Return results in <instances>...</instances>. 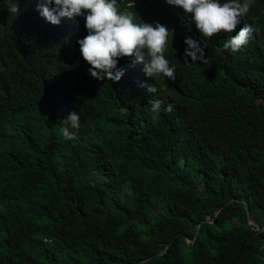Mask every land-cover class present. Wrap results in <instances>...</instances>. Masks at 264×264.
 Wrapping results in <instances>:
<instances>
[{
	"label": "trees",
	"instance_id": "1",
	"mask_svg": "<svg viewBox=\"0 0 264 264\" xmlns=\"http://www.w3.org/2000/svg\"><path fill=\"white\" fill-rule=\"evenodd\" d=\"M118 7L175 30L174 81L128 59L119 82L94 79L83 17L55 26L36 0L19 15L0 0V264H264L245 206L264 227V0L238 26L257 29L240 52L217 36L191 65L184 41L203 40L182 9ZM150 99L164 102L156 122ZM73 112L78 128L63 124Z\"/></svg>",
	"mask_w": 264,
	"mask_h": 264
},
{
	"label": "clouds",
	"instance_id": "2",
	"mask_svg": "<svg viewBox=\"0 0 264 264\" xmlns=\"http://www.w3.org/2000/svg\"><path fill=\"white\" fill-rule=\"evenodd\" d=\"M12 15H19L21 0H6ZM31 2V0H29ZM173 7L182 9L185 17L191 19L203 43L187 37L184 62H206L207 42L214 37L227 35L223 49L232 53L240 52L248 43L252 34L257 31L251 24L239 28L243 17L251 10L254 0H164ZM36 10L48 23L58 26L64 18L83 17L87 35L78 40L80 54L88 65L92 78L119 82L124 75L116 71L121 59H128L133 64H142L146 76L157 78L160 75L175 80V68L165 57L169 38L174 37L175 30L156 22H136L130 11L121 10L118 0H36ZM131 7V5H129ZM235 33L234 35H232ZM191 58V62H189ZM115 72V75L113 74ZM147 92L158 91L154 85L142 84ZM164 102L161 99H150L148 106L151 119L156 122ZM164 111L171 112L172 105ZM63 124L72 128L80 126V115L73 112ZM62 124V125H63ZM64 138L74 139L68 131Z\"/></svg>",
	"mask_w": 264,
	"mask_h": 264
},
{
	"label": "water",
	"instance_id": "3",
	"mask_svg": "<svg viewBox=\"0 0 264 264\" xmlns=\"http://www.w3.org/2000/svg\"><path fill=\"white\" fill-rule=\"evenodd\" d=\"M245 206H246V209H247V211H248V220H249V224H250V225H253V226L256 227V231H257V233H260L261 231H264V227H261V226L257 223V221L255 220V218H254V216H253V214H252V212H251V210H250V208H249V205H247V204L245 203ZM206 221H207V222H214V220H213V219H210V218H207ZM200 228H201V224H199L198 227H197L196 238H198V236H199V234H200ZM188 242H190L189 239H188ZM166 250H167V249H166ZM166 250H164V251L158 253V254L155 255V256H160V255L164 254V253L166 252ZM155 256L149 257V258L145 259V261H149V260H151V259H152L153 257H155Z\"/></svg>",
	"mask_w": 264,
	"mask_h": 264
}]
</instances>
